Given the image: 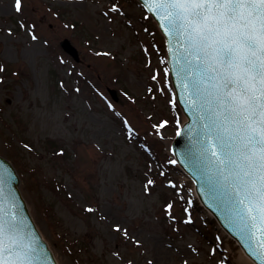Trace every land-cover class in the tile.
Listing matches in <instances>:
<instances>
[{"label":"rangeland","instance_id":"rangeland-1","mask_svg":"<svg viewBox=\"0 0 264 264\" xmlns=\"http://www.w3.org/2000/svg\"><path fill=\"white\" fill-rule=\"evenodd\" d=\"M14 4L0 0L1 151L58 262L250 264L170 163L183 118L164 43L135 1ZM62 38L77 48L87 82L73 80L79 69Z\"/></svg>","mask_w":264,"mask_h":264},{"label":"snow or ice","instance_id":"snow-or-ice-1","mask_svg":"<svg viewBox=\"0 0 264 264\" xmlns=\"http://www.w3.org/2000/svg\"><path fill=\"white\" fill-rule=\"evenodd\" d=\"M144 3L174 41L185 99L203 122L200 154L254 240L252 256L264 264V0ZM15 6L20 11L21 0ZM14 208L0 179V264H47L45 248Z\"/></svg>","mask_w":264,"mask_h":264},{"label":"water","instance_id":"water-1","mask_svg":"<svg viewBox=\"0 0 264 264\" xmlns=\"http://www.w3.org/2000/svg\"><path fill=\"white\" fill-rule=\"evenodd\" d=\"M142 2L144 3V0H142ZM155 18L157 19L156 16ZM166 36L169 44V59L172 67L171 70L173 80L179 96L178 101H180L183 106V110L186 112L188 117V122L185 124L182 131H180L181 133L174 142V152L176 153L179 163H181L186 172L189 173V175L196 181L197 193L205 206L212 213H214L222 226L240 242L246 253L255 259L249 250L250 248L253 251L255 250L254 240L250 239L247 232L242 230L243 225L236 216V209L232 203V198L227 194L226 188L219 182V177L214 174V170H209L210 166L206 163L205 158L200 154L198 134L202 131L201 126L203 122L198 119L197 114L193 112L185 99V92L181 86V80L175 71V68L177 67L176 59L173 52L170 51V48L175 51L174 41H172L168 35ZM0 179H3L4 181L5 194L8 197L9 203L15 206V213L23 221L24 225H26L25 231L32 232L36 237H38V246L45 248L48 255L47 264H57L46 242H44L41 238L37 226L33 222V219L27 210L26 202L18 189V178L13 171V168L1 155ZM258 235L259 233H257V236ZM255 260L257 263L261 264L259 260Z\"/></svg>","mask_w":264,"mask_h":264},{"label":"bare ground","instance_id":"bare-ground-1","mask_svg":"<svg viewBox=\"0 0 264 264\" xmlns=\"http://www.w3.org/2000/svg\"><path fill=\"white\" fill-rule=\"evenodd\" d=\"M243 256L246 258L247 261H249L250 264H254L251 260H249V258H247V256H245L244 254H243Z\"/></svg>","mask_w":264,"mask_h":264}]
</instances>
